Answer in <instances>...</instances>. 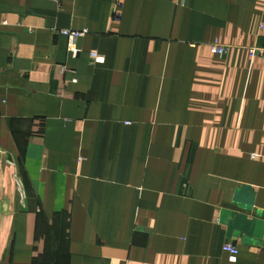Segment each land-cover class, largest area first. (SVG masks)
Masks as SVG:
<instances>
[{
	"label": "crops",
	"instance_id": "obj_1",
	"mask_svg": "<svg viewBox=\"0 0 264 264\" xmlns=\"http://www.w3.org/2000/svg\"><path fill=\"white\" fill-rule=\"evenodd\" d=\"M251 47L264 0H0V264H264Z\"/></svg>",
	"mask_w": 264,
	"mask_h": 264
},
{
	"label": "built area",
	"instance_id": "obj_2",
	"mask_svg": "<svg viewBox=\"0 0 264 264\" xmlns=\"http://www.w3.org/2000/svg\"><path fill=\"white\" fill-rule=\"evenodd\" d=\"M121 8H122L121 3L116 2L115 7H114V11H113V17L115 20L118 19L119 10ZM62 34L68 38V47H69L68 49H69V51L75 52L76 41L79 38L84 37L86 33L85 32L63 31ZM209 50H210L211 54L216 55L218 57H222L227 52L228 47L221 45L218 42H213L209 45ZM247 52H248V55L250 58L260 57V58L264 59V47L247 48ZM89 57H90L91 61L95 64L102 63L104 61V58L99 56L94 51H92L89 54ZM223 251L228 254L229 261L231 263H235L237 261L239 250L236 247H234L232 245H228V246H225L223 248Z\"/></svg>",
	"mask_w": 264,
	"mask_h": 264
},
{
	"label": "rangeland",
	"instance_id": "obj_3",
	"mask_svg": "<svg viewBox=\"0 0 264 264\" xmlns=\"http://www.w3.org/2000/svg\"><path fill=\"white\" fill-rule=\"evenodd\" d=\"M1 200H0V227L4 224V222L6 223V224H8V221H7V219L5 218V216H4V214H5V210H4V208L2 207V205H1ZM1 230V229H0ZM0 234H1V232H0Z\"/></svg>",
	"mask_w": 264,
	"mask_h": 264
}]
</instances>
